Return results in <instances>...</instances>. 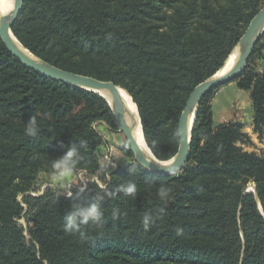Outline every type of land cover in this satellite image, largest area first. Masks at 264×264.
Wrapping results in <instances>:
<instances>
[{"label":"trees","instance_id":"16d2710c","mask_svg":"<svg viewBox=\"0 0 264 264\" xmlns=\"http://www.w3.org/2000/svg\"><path fill=\"white\" fill-rule=\"evenodd\" d=\"M263 6L264 0H24L12 31L43 61L125 89L148 148L167 162L179 151L190 94L223 68ZM263 58L264 37L232 81L251 94L260 140L264 71L256 61ZM219 88L198 109L182 173L158 176L138 164L104 170L103 136L94 124L117 131L106 100L26 68L0 38V264H264V152L244 149L253 140L243 124L214 126L211 101ZM32 115L36 137L25 135ZM61 142H83L75 171L97 175L106 189L91 182L78 201L52 188L34 192L39 177L51 175L49 160L65 151ZM123 151L133 156L128 146ZM127 180L137 184L136 194L105 197L104 226L86 229L91 239L64 232L72 203L87 204ZM252 183L256 191L247 192ZM161 185L173 189L167 203L157 195ZM115 208L122 215L114 221ZM146 212L155 217L147 231Z\"/></svg>","mask_w":264,"mask_h":264},{"label":"water","instance_id":"95a60500","mask_svg":"<svg viewBox=\"0 0 264 264\" xmlns=\"http://www.w3.org/2000/svg\"><path fill=\"white\" fill-rule=\"evenodd\" d=\"M23 2L24 0H14V9L10 14V16H4L0 13V38L6 50L15 59H17L20 63H22L26 68L33 70L34 72L42 76H45L49 79H52L54 81L69 86H73L79 89L96 93L100 95L102 98H104L106 102L109 104L113 112V115L116 119V126L118 131L125 136L127 146L133 152L138 165H140L143 169L147 170L148 172L158 176L169 175V173L165 170V168L178 167L180 169V173H182L187 168V166L190 163L193 129L195 126L198 109L203 99L215 89L222 87L228 83H231L232 81H235L244 73V71L246 70L249 64L251 57L254 54L256 46L258 45L261 38L264 36V6H263V8L259 11V13L251 21L249 27L245 31L244 35L242 36L241 40L239 41L235 49L229 55L230 57L234 53V51L238 49L237 60L235 63V67L232 69V71L221 77H216L218 73L217 72L212 78L199 84L190 94L186 102L185 108L182 112V115L180 117L179 125H178V131L180 136L179 151L173 159L167 161V162L172 161L171 165L163 167L160 165V163H166V162H162L158 160L156 157L155 158L159 161L158 163L147 159L143 151L141 150V148L134 139L133 132L126 122L125 107L120 95L121 90L129 94L125 89H123L120 86H117L113 82H105L92 77H88L60 69L38 58L31 51H29L26 47L22 45L24 48L27 49V51H29L33 56L37 58V60L34 61L28 56H26L14 44L12 37L16 39L18 42L20 41L13 34L12 26L19 16V13L23 7ZM228 59L226 60V62L228 61ZM224 67L225 65L223 66V68ZM97 91L109 92L112 95V104H110L104 96L97 93ZM194 113H195V118L192 124L191 131L189 132L190 119ZM141 126H142V122H141ZM255 191L256 188L254 187L253 192Z\"/></svg>","mask_w":264,"mask_h":264},{"label":"clouds","instance_id":"9594fccd","mask_svg":"<svg viewBox=\"0 0 264 264\" xmlns=\"http://www.w3.org/2000/svg\"><path fill=\"white\" fill-rule=\"evenodd\" d=\"M39 132V124L37 115L30 116V119L25 124V135L28 137H36ZM61 147L65 148L62 155L52 157L49 160V168L51 172V182L58 184L61 191L58 195L72 200L75 198L77 201L81 199L84 193L87 192V184H81L78 187L73 186V176L76 169V165L81 160L80 149L84 147L83 142L80 144H72L65 146L61 142ZM105 160H109L108 156L104 157ZM110 167L116 168L117 164H110ZM170 176H176L180 174L178 167L165 168ZM131 172L132 170L129 169ZM103 187V185L101 186ZM137 192V184L132 180H127L125 183L116 186L113 190H107L104 195L93 196L90 198V202L87 204H81L74 202L71 204L70 209L66 212L64 217L63 230L67 234H79L82 240L91 239L88 236L86 229H100L104 226L105 212L103 210L101 201L107 197L109 199L115 198L118 194L123 193L126 196H132ZM157 195L159 199L167 203L173 195V189L169 186L161 185L158 188ZM164 208L159 210L160 214H163ZM122 213L118 208L112 210L111 217L115 221L120 218ZM142 223L145 231L155 223V217L151 213H144ZM181 230H177V235H181Z\"/></svg>","mask_w":264,"mask_h":264},{"label":"crops","instance_id":"0c3cea01","mask_svg":"<svg viewBox=\"0 0 264 264\" xmlns=\"http://www.w3.org/2000/svg\"><path fill=\"white\" fill-rule=\"evenodd\" d=\"M258 66L257 71H264V58L256 61ZM229 84V85H228ZM224 85L219 93L213 98L211 102L212 111L214 115V126L225 123H240L245 126V132H247L253 140V143L263 142L260 140L258 135L254 133L253 127V107L251 101V94L249 91H243L238 88L237 83L231 82ZM103 126V125H102ZM103 131V138L107 139L110 132L107 131L105 126L100 127Z\"/></svg>","mask_w":264,"mask_h":264},{"label":"bare ground","instance_id":"6f19581e","mask_svg":"<svg viewBox=\"0 0 264 264\" xmlns=\"http://www.w3.org/2000/svg\"><path fill=\"white\" fill-rule=\"evenodd\" d=\"M14 9V0H0V13L4 16H10ZM12 40L14 44L29 58L32 60L36 61L37 58L33 56L29 51H27L26 48L22 46L20 42H18L16 39L12 37ZM238 56V49L234 51V53L229 57L228 61L225 64V67L217 73L216 77H221L224 76L225 74H228L232 69L235 67V63L237 60ZM97 93L101 94L104 96L110 104H112V95L107 92V91H97ZM121 99L123 101L124 107H125V118L126 122L129 125L130 129L133 132V136L141 150L143 151L145 157L149 160H152L156 163L159 161L155 158V156L152 154L150 149L148 148L145 140H144V135H143V130L141 129V121L138 113V109L136 105L133 103L131 97L129 94H127L124 91H120ZM195 118V113L191 116L190 119V126H189V132L191 131L192 124ZM140 121V122H139ZM171 162H166V163H160L161 166L165 167L168 165H171Z\"/></svg>","mask_w":264,"mask_h":264},{"label":"rangeland","instance_id":"374dc122","mask_svg":"<svg viewBox=\"0 0 264 264\" xmlns=\"http://www.w3.org/2000/svg\"><path fill=\"white\" fill-rule=\"evenodd\" d=\"M264 37V36H263ZM262 39V38H261ZM229 85V84H228ZM227 86V85H226ZM225 86L220 87L218 90H216L214 97L217 95V93H219V91ZM213 100V99H212ZM212 102V101H211ZM140 122V121H139ZM98 127H103L105 126V128H107V131L110 132V135L107 137V139L103 138V141L99 147V151L98 153L101 154H105L107 155V153H110V157H112L113 161L121 167H125L128 165H133V164H138L136 162V159L134 157V154L132 157H128L125 152L123 151L124 147L127 146V142L125 139V136L120 133L117 129V131H112L105 123H100L98 122ZM95 125V124H94ZM103 125V126H102ZM142 129V128H141ZM101 134L103 133V131H100ZM144 138V137H143ZM145 140V139H144ZM244 149L248 152H256L257 154L261 155L264 152V143L262 142H256V144H250V145H246L244 146ZM106 162L105 159L102 158V164L104 165V163ZM77 177V173L76 171L74 172V176H73V180L76 179ZM72 180V181H73ZM45 185H50V187L54 190H56L57 192L61 191V188L58 184H54L53 182H51V175H46V174H42L39 177V180L36 184V187L34 190V192L40 191L43 189V187H45ZM254 184L252 183L248 190L250 192H253L254 190ZM49 188V187H48ZM19 223L27 228V223L26 220L22 219L19 221Z\"/></svg>","mask_w":264,"mask_h":264},{"label":"built area","instance_id":"2783aa9c","mask_svg":"<svg viewBox=\"0 0 264 264\" xmlns=\"http://www.w3.org/2000/svg\"><path fill=\"white\" fill-rule=\"evenodd\" d=\"M94 128L101 131V129H100V127H98L97 123H95ZM101 156H102L103 159H104L105 156L109 157V160H106L104 165L102 164V167L104 168V170L112 168V167H110V164H116L113 161L112 157H110V153H107V155H106V153L105 154H101ZM116 168H118V165H117ZM116 168H114V169H116ZM76 173H77V177H76V179H74L72 181L74 188L80 186L81 184H87V187H88L89 183H91V182L98 183L100 187L103 185V187H101L103 189L107 188V185H108L107 182H102L101 180H99L97 175H92V174H89V173H87L85 171H76ZM107 180H109V176L108 175H107ZM48 187L51 188L50 185H45V187H43V189L41 190V192H39V194L42 195L44 193V191ZM247 192H249V190ZM31 195L36 196L37 194L31 193ZM20 200H21V198H20Z\"/></svg>","mask_w":264,"mask_h":264}]
</instances>
